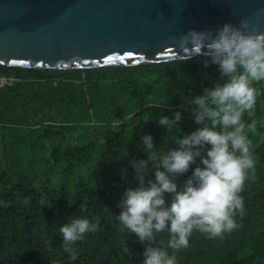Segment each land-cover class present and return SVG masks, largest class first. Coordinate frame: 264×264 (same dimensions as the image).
<instances>
[{
    "label": "trees",
    "instance_id": "trees-1",
    "mask_svg": "<svg viewBox=\"0 0 264 264\" xmlns=\"http://www.w3.org/2000/svg\"><path fill=\"white\" fill-rule=\"evenodd\" d=\"M0 73L16 78L0 90V264H143L144 245L120 231L117 217L122 194L137 186L130 161L159 157L199 127L193 100L225 82L218 66L202 56L74 70L0 66ZM253 87L260 93L255 114L246 112L242 122L256 179L240 193L241 226L212 239L194 230L189 247L175 253L177 264H264V81ZM176 111L181 121L166 131L158 119ZM144 135L153 139L151 152ZM194 167L176 178L178 190ZM154 176L150 171L145 182ZM76 218L98 230L73 245L71 259L60 227ZM169 239L167 230L157 234L156 246L172 255Z\"/></svg>",
    "mask_w": 264,
    "mask_h": 264
},
{
    "label": "clouds",
    "instance_id": "clouds-1",
    "mask_svg": "<svg viewBox=\"0 0 264 264\" xmlns=\"http://www.w3.org/2000/svg\"><path fill=\"white\" fill-rule=\"evenodd\" d=\"M247 29L246 22L239 27L225 23L215 31L189 30L178 39L179 49L210 58L225 82H215L194 97V123L199 127L183 135L177 148L159 157L130 161L137 186L122 194L117 217L122 225L120 231L134 233L144 245L143 264H177L175 253L189 247L194 230L212 239L223 238L241 226L235 219L238 214L245 215L240 193L246 180L256 179L252 142L245 134L242 117L246 112L249 116L255 114L260 93L253 83L264 81V33ZM208 63L204 61L205 67ZM180 121L179 111L172 118L158 119L169 132ZM142 143L145 152L154 149L151 135H144ZM191 165H195L191 175L178 190L176 178L189 172ZM152 170L154 181L148 179L146 183ZM29 199L26 197L22 203L27 205ZM97 230L98 224L87 218L72 219L60 227L61 246L75 259L73 245ZM166 230L172 255L156 246V235ZM124 251L131 255L126 245Z\"/></svg>",
    "mask_w": 264,
    "mask_h": 264
},
{
    "label": "water",
    "instance_id": "water-1",
    "mask_svg": "<svg viewBox=\"0 0 264 264\" xmlns=\"http://www.w3.org/2000/svg\"><path fill=\"white\" fill-rule=\"evenodd\" d=\"M264 33V0H0V66L74 70L202 57L176 47L225 23Z\"/></svg>",
    "mask_w": 264,
    "mask_h": 264
},
{
    "label": "built area",
    "instance_id": "built-area-1",
    "mask_svg": "<svg viewBox=\"0 0 264 264\" xmlns=\"http://www.w3.org/2000/svg\"><path fill=\"white\" fill-rule=\"evenodd\" d=\"M16 81V78L13 74H1L0 73V90L6 87H9Z\"/></svg>",
    "mask_w": 264,
    "mask_h": 264
},
{
    "label": "rangeland",
    "instance_id": "rangeland-1",
    "mask_svg": "<svg viewBox=\"0 0 264 264\" xmlns=\"http://www.w3.org/2000/svg\"><path fill=\"white\" fill-rule=\"evenodd\" d=\"M250 128V127H249Z\"/></svg>",
    "mask_w": 264,
    "mask_h": 264
}]
</instances>
